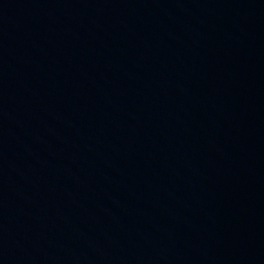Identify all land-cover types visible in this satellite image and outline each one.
<instances>
[{
  "label": "water",
  "instance_id": "95a60500",
  "mask_svg": "<svg viewBox=\"0 0 264 264\" xmlns=\"http://www.w3.org/2000/svg\"><path fill=\"white\" fill-rule=\"evenodd\" d=\"M0 264H264V0H0Z\"/></svg>",
  "mask_w": 264,
  "mask_h": 264
}]
</instances>
